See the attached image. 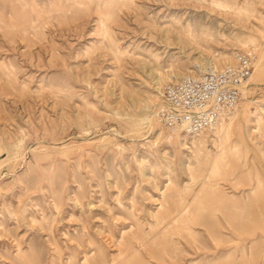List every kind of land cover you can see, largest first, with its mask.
Listing matches in <instances>:
<instances>
[{"label":"rangeland","instance_id":"1","mask_svg":"<svg viewBox=\"0 0 264 264\" xmlns=\"http://www.w3.org/2000/svg\"><path fill=\"white\" fill-rule=\"evenodd\" d=\"M122 5L0 0V264H264V71L216 131L157 117L166 83L259 58L264 0Z\"/></svg>","mask_w":264,"mask_h":264},{"label":"built area","instance_id":"2","mask_svg":"<svg viewBox=\"0 0 264 264\" xmlns=\"http://www.w3.org/2000/svg\"><path fill=\"white\" fill-rule=\"evenodd\" d=\"M256 61L254 48L240 49L220 68L166 83L157 106L159 121L169 130L190 136L216 127L240 102Z\"/></svg>","mask_w":264,"mask_h":264},{"label":"bare ground","instance_id":"3","mask_svg":"<svg viewBox=\"0 0 264 264\" xmlns=\"http://www.w3.org/2000/svg\"><path fill=\"white\" fill-rule=\"evenodd\" d=\"M114 2H116V3H118V4H121L122 5V3H129V2H131V0H113ZM77 2V1H76ZM84 2V1H83ZM133 2V1H132ZM219 2V1H218ZM79 3H80V1H79ZM110 4V3H109ZM131 4H134V3H131ZM213 4H215V3H213ZM57 5V4H56ZM77 5V4H76ZM114 5V4H113ZM117 5V4H116ZM224 5V4H223ZM226 5V4H225ZM244 5V4H243ZM77 6H79L80 7V5H77ZM120 6V5H119ZM123 6V5H122ZM125 6V5H124ZM131 6V5H130ZM245 6V5H244ZM79 7H77V8H79ZM112 7H114V6H112ZM126 7V6H125ZM218 7V6H217ZM225 7V6H224ZM67 8V7H66ZM70 8H72L71 6H70ZM121 8H123V7H121ZM219 8H220V6H219ZM231 8V7H230ZM246 8V7H245ZM244 8V9H245ZM54 9V8H53ZM57 9H59V7H57ZM61 9V8H60ZM99 9V8H98ZM113 9V8H112ZM118 9H120V7H118ZM223 9V8H222ZM226 9V8H225ZM62 10H64L65 11V8L63 9L62 8ZM72 10V9H71ZM81 10V9H80ZM80 10H79V13H80ZM238 10V9H237ZM250 10V9H249ZM60 11V10H59ZM72 11H74L75 12V14H76V11L75 10H72ZM106 11V10H105ZM112 11V10H111ZM245 11H246V9H245ZM244 11V12H245ZM252 11V10H251ZM51 13H52V11H50ZM55 12V11H54ZM117 12V11H116ZM249 12V11H248ZM50 13V14H51ZM61 13V12H60ZM67 13V12H66ZM71 13H73V12H71ZM104 13H106V12H104ZM111 13H114V12H111ZM246 13V12H245ZM251 14H252V12H250ZM47 14H49V13H47ZM49 14V15H50ZM101 14V13H100ZM108 14V13H107ZM24 15V14H23ZM57 15H59V14H57ZM110 15V14H109ZM108 15V16H109ZM113 15V14H112ZM111 15V18H113V16ZM69 16V15H68ZM104 16H107V15H105L104 14ZM107 16V17H108ZM116 16H119V15H116ZM261 16V15H260ZM61 17V16H60ZM63 17V16H62ZM75 17V16H74ZM73 17V18H74ZM77 17H78V15H77ZM68 18V17H67ZM103 18V17H102ZM108 18H110V17H108ZM110 18V19H111ZM117 18V17H116ZM104 19V18H103ZM106 19V18H105ZM110 19H108V21L110 20ZM114 20V19H113ZM113 20H110V21H113ZM107 21V20H106ZM107 21V22H108ZM100 22H102V25L104 24V20H100ZM209 23V22H208ZM195 24V23H194ZM13 25V24H12ZM191 25V24H190ZM208 25V24H207ZM13 27H15L16 28V26L14 25ZM12 27V28H13ZM193 27V26H192ZM14 28V29H15ZM106 32V31H105ZM41 33H42V31H41ZM103 34V33H102ZM26 35V34H25ZM104 36V35H103ZM26 38H27V35L25 36ZM211 37V36H210ZM109 40V39H108ZM236 41H238V40H236ZM254 42H255V40H254V38H249L248 40H244V41H242V44L245 46V47H248V46H252V44H254ZM237 45V44H236ZM235 45V46H236ZM109 47V46H108ZM251 48V47H250ZM248 49V48H247ZM116 50V49H115ZM236 50V49H235ZM120 51V53L123 51V50H119ZM126 51L124 50L122 53L124 54ZM236 52V51H235ZM234 52V53H235ZM123 54H121L122 56H124ZM127 54V53H126ZM226 55H228V54H226ZM121 56V57H122ZM175 57V56H174ZM224 57V56H223ZM222 57V58H223ZM209 63V62H208ZM210 63H212V62H210ZM155 66V65H154ZM201 66V65H200ZM199 66V67H200ZM214 67H216V66H214V64L212 65V64H209L208 66H204V67H202V69H204L203 71L205 72V71H207V70H211V69H213ZM193 71V70H192ZM264 71V46L262 45V52L260 53V55H259V58L257 57V61H256V64H255V69H254V72H253V75H252V77H251V79L249 80V82L247 83V84H245L244 85V87H243V91H245V90H247L249 87H250V85H256V83H255V81H253V80H255V78H256V76L257 75H259L261 72H263ZM149 74H151L152 75V78H153V80L155 81V83H156V85H157V89L159 90V88L161 87V85H162V83H163V81H164V79H165V77L163 76V74L161 73V72H156V70H155V68H151V70L149 71ZM173 74V73H172ZM179 76V73H176V72H174V75H171L170 74V77H171V80L174 78H177ZM134 89H136V88H134ZM135 91V90H134ZM154 93V92H153ZM145 97V96H144ZM146 106V105H145ZM145 106H144V108H145ZM154 106V105H153ZM237 107V106H236ZM143 108V107H142ZM152 108V107H151ZM146 109H148L147 107H146ZM152 110V109H151ZM231 114V113H230ZM230 114H228V115H230ZM122 116V115H121ZM119 118H120V116H118ZM143 117V116H142ZM125 118V117H124ZM139 118H140V116H139ZM130 119H131V117H130ZM141 120V119H140ZM149 120H152V118L151 119H149ZM143 121V120H142ZM221 123V124H220ZM219 124L220 125H223V123H224V121H223V119L221 120V122H220ZM218 124V125H219ZM216 126V127H214V128H212V131H216V130H218L219 129V127H221V126ZM172 133H174V134H171V138H178V137H183V135H185L184 133H182L181 131H178V130H174V131H172V130H170ZM204 131H202V132H200V133H203ZM199 133V134H200ZM219 140V139H218ZM219 142V141H218ZM169 143V142H168ZM169 145V144H168ZM171 146V145H170ZM192 161H194V159L192 160ZM188 166V165H187ZM219 170V169H218ZM212 173V172H211ZM187 180V179H186ZM194 182V181H193ZM192 184V183H191ZM183 185V184H182ZM182 189H183V186L181 187ZM257 190H258V187H257ZM255 191V190H254ZM212 192H213V190H212ZM216 192V191H215ZM230 193V192H229ZM181 197V196H180ZM180 203H182V201L180 202ZM183 212H186V211H183ZM155 213V212H154ZM170 217V216H169ZM187 220V219H186ZM159 223V225H160V221L158 222ZM161 226V225H160ZM162 227V226H161ZM157 229H159V228H157ZM145 230V229H144ZM128 231V230H127ZM122 233V232H121ZM131 237V236H130ZM152 239V238H151ZM131 243V242H130ZM141 243V242H140ZM143 246V245H142ZM138 249V248H137ZM136 249V250H137ZM135 250V251H136ZM140 251V250H139ZM81 261V260H80ZM190 261V260H189ZM109 263V262H108ZM87 264V263H86Z\"/></svg>","mask_w":264,"mask_h":264}]
</instances>
